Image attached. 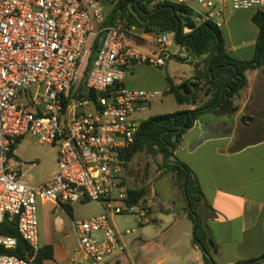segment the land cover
<instances>
[{
  "label": "built area",
  "instance_id": "2783aa9c",
  "mask_svg": "<svg viewBox=\"0 0 264 264\" xmlns=\"http://www.w3.org/2000/svg\"><path fill=\"white\" fill-rule=\"evenodd\" d=\"M145 1L150 9L183 6L191 19L218 28L226 13L264 9V0ZM106 18L101 0H0V226L6 218L15 219L30 255L21 259L0 253V264L33 263L41 248L38 204L94 201L101 206L100 215L72 222L82 258L71 264H106L125 253L114 215L133 212L138 224L153 223L142 199L128 201L118 154L134 141L140 121L133 114L163 92L129 89L124 79L136 63L165 65L169 33L155 35L154 49L141 53L128 40L136 29L122 19L106 24ZM98 35L99 46L86 69L89 39ZM25 136L56 148L51 180L36 187L23 181L14 153ZM15 247V238L0 234V249Z\"/></svg>",
  "mask_w": 264,
  "mask_h": 264
},
{
  "label": "crops",
  "instance_id": "0c3cea01",
  "mask_svg": "<svg viewBox=\"0 0 264 264\" xmlns=\"http://www.w3.org/2000/svg\"><path fill=\"white\" fill-rule=\"evenodd\" d=\"M236 12L240 11L228 13L226 21L232 16L234 17ZM113 20L107 14L106 23L110 24ZM220 30L222 31V27ZM257 33L256 28L255 39ZM154 36L150 33L137 32L136 36L130 37L128 40L134 49L145 53L154 49ZM95 39H89L91 48ZM223 39L226 51L231 55L232 50L227 46L224 35ZM254 42L247 58H234L249 60L253 55ZM184 60L191 63L190 65L194 68V76L195 65L201 59H194L191 62V58L186 56ZM142 65L136 63L132 67L134 70H140L139 67ZM201 69L202 65L197 70ZM193 76L187 79H191ZM245 78L246 85L230 101L205 111L194 121L192 127L182 134L180 144L174 150V156L193 173L206 202V205H201L200 211L210 241L216 249L211 252L214 264H236L264 254V137L235 145L236 138L230 134L231 130H228L230 122H224V114L229 112L227 109L224 111V107L227 106L228 109L233 110L229 112L234 116L230 121L235 125V118L247 116L242 112V105L252 100L255 84L260 83V86H264V76L258 69L246 71ZM141 81L138 76L135 77L131 74L129 79L126 75L124 84L129 89L161 92L164 89L167 93L168 77L165 82L159 81L158 77L151 80L150 83ZM204 99L206 98L202 97L201 101ZM181 106H185L183 110L195 108V106L186 104ZM121 179L126 186L123 177ZM126 188L129 187L126 186ZM172 192L178 195L176 189L172 188ZM46 204L48 203L40 204V206L44 207ZM52 206L51 212H42V226H39L38 230L40 247L50 246L52 249V257L44 260L43 264H71V261L82 258L76 253V239L72 230L73 220L70 223L73 235L70 245L64 241L69 240V236L66 234L67 228L55 216L58 208L66 210V206ZM68 207L71 214L72 206ZM158 221L154 219L152 224L159 227L160 222ZM175 228L171 222L169 233H172ZM150 241L153 242L152 248L157 245L155 241ZM192 246V254L174 256L161 253L155 258L154 264H207L203 260L201 250L193 243ZM117 256L109 259L106 264L113 259H115L114 262H118ZM257 264H264V262Z\"/></svg>",
  "mask_w": 264,
  "mask_h": 264
},
{
  "label": "rangeland",
  "instance_id": "374dc122",
  "mask_svg": "<svg viewBox=\"0 0 264 264\" xmlns=\"http://www.w3.org/2000/svg\"><path fill=\"white\" fill-rule=\"evenodd\" d=\"M110 1L106 4L107 14L114 4V0ZM253 12L254 10L240 11L229 20L225 19L222 31L233 57L247 58L250 55L256 34V27L250 21ZM228 16L229 14L226 13L225 18ZM191 17L195 26H198L200 24L198 18ZM116 19L120 18L116 17L112 22ZM168 39L170 44L167 50L170 57L165 60L164 66L154 68L143 64L139 67L140 70H134L132 67L127 78L129 79L132 74L138 76L141 82L150 83L156 77L162 82L168 77L172 84H177L193 76L194 68L190 62L184 60L187 56L185 50L175 42L173 33L168 35ZM190 61L193 62L194 59ZM162 92L161 98L150 102L147 107L138 109L133 114V118L141 121L151 116L173 113L185 108L175 102L172 94L166 93L164 89ZM252 92V100L242 103V112L252 119L251 122L241 124L240 117L235 118V125L232 124L234 116L229 112L233 110L224 107V111L226 109L229 111L224 114V122H230L228 130H231L230 134L236 138L235 145L264 137V86H260V83L255 84ZM14 149L15 157L22 163L21 173L27 185L36 187L51 180L56 170L55 147L39 144L35 139L25 136L17 141ZM121 172L127 187L145 189L146 194L142 200L149 206L152 220H159L160 225L159 227L153 224L140 225L137 223V215L133 212L114 215L112 223L121 236L126 252L117 256L118 262H114L113 259L108 264H154L155 258L161 253L174 256L192 254L193 225L187 218L186 205L176 184V177L163 166L162 158L159 155L152 157L145 153L136 154L127 168ZM172 188L178 191V195L172 192ZM71 206L73 211L71 214L63 208H58L55 213L57 220L67 228L66 234L69 240L64 241L70 245L73 240L70 230L71 220L86 221L102 213L101 206L94 201L76 202ZM37 207L38 222L41 227L42 212H51L53 206L48 203L44 207L38 204ZM171 222L176 228L169 233ZM126 231L129 233L126 234ZM150 240L155 241L157 245L152 248L153 242Z\"/></svg>",
  "mask_w": 264,
  "mask_h": 264
},
{
  "label": "trees",
  "instance_id": "16d2710c",
  "mask_svg": "<svg viewBox=\"0 0 264 264\" xmlns=\"http://www.w3.org/2000/svg\"><path fill=\"white\" fill-rule=\"evenodd\" d=\"M105 5L110 0H101ZM191 12L180 5L163 4L148 8L145 0H114L108 16L111 20L119 17L133 26L138 33L161 35L173 33L174 40L191 59H201L195 65V74L179 84H172L169 79L168 94H172L177 104L195 106L192 110L156 115L141 120L133 143L118 154L122 170L126 169L131 159L139 153L162 158L163 166L176 177V184L186 205L187 218L191 221L192 243L197 246L205 263H213L211 252L215 246L211 243L203 223L200 207L206 205L200 187L190 169L174 156L175 148L180 144L181 136L192 127L194 121L205 111L230 101L246 85L245 72L258 69L264 76V10H255L250 20L258 33L254 42L253 55L249 60H239L228 54L222 31L211 23H200L196 28L183 33L186 27L182 19ZM177 23L178 26H177ZM107 24V23H106ZM97 36L88 58L86 69L91 67L95 51L99 46ZM202 65L201 70H197ZM202 97L206 99L201 101ZM170 147L173 152H170ZM173 161L174 163H171ZM144 188H127L128 201L135 203L145 197ZM68 214L70 209L65 207ZM195 216V219L194 217ZM0 234L16 239V247L2 250L0 253L25 259L29 248L16 230L15 219L7 218L0 226ZM52 257L50 246L39 249L32 264H43ZM264 262V254L236 264H257Z\"/></svg>",
  "mask_w": 264,
  "mask_h": 264
},
{
  "label": "water",
  "instance_id": "95a60500",
  "mask_svg": "<svg viewBox=\"0 0 264 264\" xmlns=\"http://www.w3.org/2000/svg\"><path fill=\"white\" fill-rule=\"evenodd\" d=\"M182 23H184V24L186 25V28H187L189 31H192V30H194V29L196 28V26H195L193 20H192L189 16L183 18V19H182ZM178 24H179V23H177V26H178ZM244 121H246V122H250V121H252V119H250V118L247 117V116H242V117L240 118V122H241L242 124H244ZM246 122H245V124H246ZM170 152H173V149H172L171 147H170ZM171 163H174V162L171 161ZM193 217H194V219H195V216H193ZM27 258H30V255H28Z\"/></svg>",
  "mask_w": 264,
  "mask_h": 264
}]
</instances>
